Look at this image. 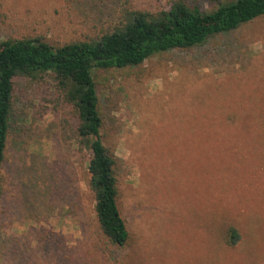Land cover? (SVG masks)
<instances>
[{
	"label": "rangeland",
	"instance_id": "374dc122",
	"mask_svg": "<svg viewBox=\"0 0 264 264\" xmlns=\"http://www.w3.org/2000/svg\"><path fill=\"white\" fill-rule=\"evenodd\" d=\"M175 0H0V42L94 39ZM223 0H188L210 11ZM124 247L99 229L90 151L51 75L14 82L0 264H264V15L187 50L93 74ZM235 229L239 241L231 246Z\"/></svg>",
	"mask_w": 264,
	"mask_h": 264
},
{
	"label": "trees",
	"instance_id": "16d2710c",
	"mask_svg": "<svg viewBox=\"0 0 264 264\" xmlns=\"http://www.w3.org/2000/svg\"><path fill=\"white\" fill-rule=\"evenodd\" d=\"M263 15L264 0H223L210 11L190 5L188 0H175L167 10L124 9L118 25L87 41L62 46L51 45L38 37L1 41L0 199L14 82L51 75L56 94L76 120L77 144L91 154L87 186L94 196L99 229L111 244L124 247L129 237L117 205L115 160L101 141L102 120L94 72L135 67L163 52L199 46L211 36L228 33ZM238 241L237 231L231 229L228 244L233 246Z\"/></svg>",
	"mask_w": 264,
	"mask_h": 264
}]
</instances>
